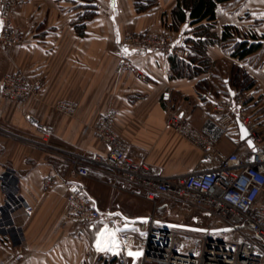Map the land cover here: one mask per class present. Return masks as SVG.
Masks as SVG:
<instances>
[{
	"label": "crops",
	"instance_id": "crops-1",
	"mask_svg": "<svg viewBox=\"0 0 264 264\" xmlns=\"http://www.w3.org/2000/svg\"><path fill=\"white\" fill-rule=\"evenodd\" d=\"M177 4V0H157L155 6L139 12L135 0H93L90 19H84L81 0H23L15 9V23L25 42L10 54L0 47V208L5 210L0 216V264H96L97 256L104 254L96 242L107 222L121 212L142 216L130 208L142 205L140 189L90 166V178L79 183L102 220L80 227L65 218L67 190L61 182L71 178L72 169L66 154L104 156L107 147L96 139L94 128L107 113H116L115 131L129 143L135 163L153 174L173 176L193 172L201 152L169 126L168 108L196 129L215 120V105L233 99L232 88L218 84L228 76L223 68L231 72L233 65L243 67L255 80L264 103V0L219 5L212 30L218 37L226 26L251 31L263 37L259 51L240 61L219 46L210 47L207 54L215 69L191 79L173 72L170 59L189 58L184 42L208 22L183 24L177 33L173 27ZM148 32L175 35L190 55L167 56L123 43L128 33ZM126 63L138 71L125 69ZM17 70L31 87L34 83L40 87L24 101H4V80ZM204 80L217 83L218 95H198L197 85ZM166 92L171 93L169 103L162 100ZM64 102L77 106L74 117L57 110ZM255 118L264 134L262 111L257 110ZM32 120L51 134L47 136ZM224 140L219 144L222 154L245 151L240 134L231 147ZM50 176H57L58 184L45 191L43 184ZM18 199L34 208L31 216L6 211ZM159 203V212L169 210ZM117 241L119 248L105 253L121 255L122 244ZM133 260L137 264L136 257Z\"/></svg>",
	"mask_w": 264,
	"mask_h": 264
},
{
	"label": "built area",
	"instance_id": "built-area-1",
	"mask_svg": "<svg viewBox=\"0 0 264 264\" xmlns=\"http://www.w3.org/2000/svg\"><path fill=\"white\" fill-rule=\"evenodd\" d=\"M22 2L0 0V47L9 54L25 42L24 33L14 18V11ZM123 43L159 50L167 56L190 55L172 34L128 33ZM124 68L138 71L131 63L124 64ZM39 87V83L31 87L24 74L17 70L6 76L2 97L4 101H24ZM255 95V91L250 90L232 100L219 101L215 105L217 117L201 129H196L186 117L168 108L169 126L201 152L193 172L173 176L153 174L147 167L135 163L129 156V143L115 131L116 113H107L94 128L96 139L107 147L106 154L94 157L66 154L72 169L71 178L61 182L67 190L65 218L80 227L102 220V213L87 198L79 183L81 179L90 178V166H95L140 189L142 193L138 198L148 205L147 210L140 212V217L121 212L122 217L107 222V227L121 229L117 233L123 254L119 264H134V256L129 261V251L141 253L136 257L137 264H264V134L250 113ZM162 100L169 103L171 93H164ZM57 110L74 117L77 106L64 102L57 105ZM32 121L47 136L51 134L50 129ZM238 122L249 131L255 148L250 149L241 140L244 152L224 155L219 144ZM57 182V176L48 177L43 184L45 191H52ZM110 186L119 189L116 184ZM158 198L167 200L163 206L169 209L176 205L184 211L201 213L210 219L211 226L201 233L158 224L163 222L158 215L161 209ZM139 208L142 210V205ZM4 211L0 208V216ZM6 211H20L31 216L34 208L25 199H18ZM142 217L148 219L147 224L124 227L130 224L129 220ZM210 234L218 236L211 237Z\"/></svg>",
	"mask_w": 264,
	"mask_h": 264
},
{
	"label": "trees",
	"instance_id": "trees-1",
	"mask_svg": "<svg viewBox=\"0 0 264 264\" xmlns=\"http://www.w3.org/2000/svg\"><path fill=\"white\" fill-rule=\"evenodd\" d=\"M85 3L84 19L93 17V0H81ZM139 12H145L156 5L157 0H135ZM177 7L173 11V27L178 33L183 24L194 25L208 22L195 28L193 38L184 43L190 49L191 55L187 59L172 57L170 59L172 70L179 73L181 77L197 78L202 74L209 73L215 69V64L208 57V49L219 46L229 53L232 58L240 61L247 59L261 48L263 37L253 33L245 32L234 26H226L223 29L222 37H218L212 30L216 20V9L219 5L231 0H177ZM90 10V11H88ZM189 15V16H188ZM219 85L234 91L232 98L243 95L250 90L255 91L254 105L250 107V113L255 118L257 110L264 114V103L259 95L255 80L245 71L243 67L233 65L230 74L218 82ZM198 95L204 97L206 93L218 95L219 88L214 81L204 80L197 85ZM259 125V124H258ZM260 126V125H259ZM260 129V128H259ZM114 257L109 264H116ZM103 264H108L105 262Z\"/></svg>",
	"mask_w": 264,
	"mask_h": 264
},
{
	"label": "rangeland",
	"instance_id": "rangeland-1",
	"mask_svg": "<svg viewBox=\"0 0 264 264\" xmlns=\"http://www.w3.org/2000/svg\"><path fill=\"white\" fill-rule=\"evenodd\" d=\"M223 72H224V76L227 74H230V70H225V67L223 68ZM238 134H239L238 127L233 128L230 132L229 137L226 140H224V142L229 147H231L235 143V141L237 140ZM159 201H161L162 205L167 203V200H165V199L162 200V199L158 198V203H159ZM139 207H141L140 204H138L137 206H134V207H130V208L132 209L131 211H136L137 213L139 211L142 213L143 210H147L148 205L143 203L142 204V210H140ZM143 214H145V213H143ZM158 215L160 218H162V217L165 218L166 221H168V222H172L175 224H182V225H186V226H198V227H201L204 229H208L212 224L210 219L205 217L201 213L196 212V211H184L181 207L178 208L176 205H174L172 207V209H169L168 211L166 209L162 210L161 212H159ZM210 236L211 237H217L218 235L217 234H210ZM114 257H115V255H111V254L104 252V254L101 253L100 255H98L95 261H96V264H103L105 262H108V264H109L113 260ZM132 257L133 256H129V258H130L129 261L131 260ZM116 258H117V261H115V262H116V264H119V261L121 259H123V254H121V255L116 254Z\"/></svg>",
	"mask_w": 264,
	"mask_h": 264
},
{
	"label": "water",
	"instance_id": "water-1",
	"mask_svg": "<svg viewBox=\"0 0 264 264\" xmlns=\"http://www.w3.org/2000/svg\"><path fill=\"white\" fill-rule=\"evenodd\" d=\"M237 127L239 129L240 139L242 141H244L250 149H254L255 145H254L252 139L249 138L250 134H249V131L247 130V128H245L244 125H242L240 122H238ZM116 216L122 217V214L119 213ZM129 222H130V224L127 226V228L134 226L136 223L147 224L148 219L143 218V217L142 218H134V219L129 220ZM157 223L161 224L163 226H166V227L177 228V229L187 230V231H195V232H201V233H205L207 231L206 229H201V228H197V227H193V226H186V225H181V224L164 223V222H157Z\"/></svg>",
	"mask_w": 264,
	"mask_h": 264
},
{
	"label": "snow or ice",
	"instance_id": "snow-or-ice-1",
	"mask_svg": "<svg viewBox=\"0 0 264 264\" xmlns=\"http://www.w3.org/2000/svg\"><path fill=\"white\" fill-rule=\"evenodd\" d=\"M127 228V225H125ZM121 231L119 228H109L105 226L103 230L99 232L98 239L96 242V248L101 252H113L115 249L119 248V243L117 241V233ZM116 254H119L116 252ZM129 256L138 257L141 255L139 252H131L128 253Z\"/></svg>",
	"mask_w": 264,
	"mask_h": 264
}]
</instances>
